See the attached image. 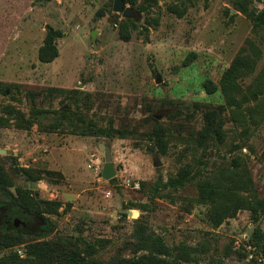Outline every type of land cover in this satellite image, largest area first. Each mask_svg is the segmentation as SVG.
I'll return each mask as SVG.
<instances>
[{"label": "rangeland", "instance_id": "obj_1", "mask_svg": "<svg viewBox=\"0 0 264 264\" xmlns=\"http://www.w3.org/2000/svg\"><path fill=\"white\" fill-rule=\"evenodd\" d=\"M230 1L158 0L152 15H159V24L147 31L139 26L124 41L119 35L124 17L113 10L114 0H0V89L6 91H0V111L10 104L27 113L28 90L41 93L36 98L38 106L57 108L62 96H49L45 89L73 88L82 91L79 103L88 97V119L100 126L112 120L115 126L138 128L130 138L108 139L67 129L42 132L35 124L27 130L14 125L0 127V156L5 166L15 158L19 166L55 171L47 180L25 185L43 198L62 202L59 213L51 216L56 233L108 239L106 248L100 250L104 258L130 254L133 220L142 214L168 245L208 244L214 264H249L253 258L264 264L263 257L251 252L246 258L238 254L249 251L248 239L256 224L264 231V213L254 223L249 212L242 210L213 228L206 220V206L194 201L195 180L178 189L161 190L158 197L147 192L159 176L165 181L185 163L207 175L221 156L235 155L227 149L230 141H238L241 128L227 118L226 146L203 152L194 149L188 134L201 126L200 113L191 120L182 115L175 122L184 123L185 128L181 136L173 130L164 155L148 151L139 134L148 115L155 114L166 123V115L183 105L224 103L219 89L208 94L203 83L207 79L217 83L245 39L252 36L250 19L232 12ZM253 3L261 8L264 0ZM171 5L185 9L184 14L171 12ZM144 16L140 14L137 23L142 24ZM48 26L60 29L63 35L56 40L57 57L44 63L38 59V50ZM260 46L263 55L254 75L264 64V46ZM184 61L189 64L184 65ZM250 80L248 77L245 82ZM99 143L110 147L113 180L101 177ZM248 143L254 150L248 152L243 147L242 152L247 153L243 159L259 196L264 198L260 159L264 120L253 127ZM16 182L22 184L21 178ZM143 204L149 211L142 210ZM19 247L24 245L5 249L0 255Z\"/></svg>", "mask_w": 264, "mask_h": 264}, {"label": "trees", "instance_id": "obj_2", "mask_svg": "<svg viewBox=\"0 0 264 264\" xmlns=\"http://www.w3.org/2000/svg\"><path fill=\"white\" fill-rule=\"evenodd\" d=\"M122 1L129 4L137 14L145 15L142 24L137 23V19L133 17H124L120 21L119 35L124 41H128L131 31L139 26L147 31L149 27L159 24V15H152L153 6L157 5L158 0ZM230 2L236 13L240 12L250 19L252 36L245 39L217 83L210 79L203 83V88L208 94L219 89L224 103L202 105L200 102H193L191 105H183V108H177L175 112L166 115V123L160 121L155 114L148 115L143 120V130L139 133L147 142L148 151L156 150L164 155L174 136L173 132L181 136L185 128L184 123L175 122L182 115L191 120L200 113L201 126L199 129H192L188 134L194 149L203 152L209 148L219 149L222 145L226 146L228 134L224 125L227 118L241 128L240 138L237 142L230 141L227 149L229 154L235 155L228 158L221 156L220 162L207 175L202 176L198 167L192 163H185L167 180L164 181L159 176L147 190L152 197H158L161 190L178 189L195 180L194 201L206 206V220L213 228L228 218L235 217L242 210L249 212V217L254 223L259 220L260 214L264 213V198L259 196L243 159L247 153L242 152L243 147L248 152L254 150L248 141L253 134V127L264 120V64L254 75L257 63L263 55L260 45L264 46V5L258 8L253 0ZM169 10L177 16H182L185 9L171 5ZM62 35L60 29L47 27L38 50L39 61L47 63L57 57L56 40ZM188 62L184 61L183 64L188 65ZM248 77H251V80L246 83ZM0 91L6 92L2 88ZM81 93V90L73 88H46L45 94L52 97L62 96L60 105L52 108L37 105L36 98L41 94L39 91H25V97L30 103L28 112L25 113L14 105H4L0 111V127L14 125L27 130L35 124L42 132L67 129L82 136L108 139L130 138L138 132L137 127L131 128L129 124L115 126L110 120L106 126H100L94 120L88 119L85 113L89 110L88 97L84 96L79 103ZM166 102L173 103L170 100ZM260 159L264 167V147L260 152ZM13 160L9 166H5L0 156V253L21 244L24 245V252L23 256L12 250L1 254L0 264H214L215 261L209 256L208 244L190 245L180 242L168 245L142 214L133 220L132 240L128 247L130 254L115 253L108 258L102 257L100 250L106 248L108 239L89 240L81 233H56L55 222L51 216L59 213L62 202L43 198L38 191L25 185L47 180L56 174L55 171L19 166L16 159ZM199 162L200 160L198 165ZM16 178H21L22 184H18ZM141 208L149 211L146 204L141 205ZM247 245L252 249L238 252L241 258H246L249 252L264 258V231L258 224L254 226ZM230 252L229 248L226 256ZM249 264L259 263L253 258Z\"/></svg>", "mask_w": 264, "mask_h": 264}, {"label": "water", "instance_id": "obj_3", "mask_svg": "<svg viewBox=\"0 0 264 264\" xmlns=\"http://www.w3.org/2000/svg\"><path fill=\"white\" fill-rule=\"evenodd\" d=\"M113 10L117 13H122L123 17H133L135 19H139V14L133 11L129 6H126V4L122 0H114ZM231 11L234 12L235 10L231 9ZM91 35L93 36V33ZM98 149L101 151V154L103 156L101 177L103 179L110 180L115 177V169L111 160L110 147L107 144L99 143Z\"/></svg>", "mask_w": 264, "mask_h": 264}, {"label": "built area", "instance_id": "obj_4", "mask_svg": "<svg viewBox=\"0 0 264 264\" xmlns=\"http://www.w3.org/2000/svg\"><path fill=\"white\" fill-rule=\"evenodd\" d=\"M250 248H249V251H251L250 249H252L251 248V246L250 245H248ZM16 252L20 255V256H23V252H24V249L22 248V247H19V248H17L16 249ZM250 253V252H249Z\"/></svg>", "mask_w": 264, "mask_h": 264}]
</instances>
